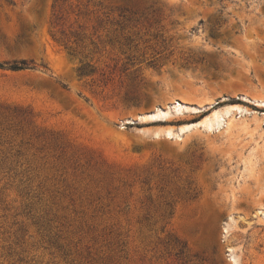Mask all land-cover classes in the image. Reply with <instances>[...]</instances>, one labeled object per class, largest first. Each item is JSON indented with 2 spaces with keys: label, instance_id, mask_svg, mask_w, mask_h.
<instances>
[{
  "label": "rangeland",
  "instance_id": "rangeland-1",
  "mask_svg": "<svg viewBox=\"0 0 264 264\" xmlns=\"http://www.w3.org/2000/svg\"><path fill=\"white\" fill-rule=\"evenodd\" d=\"M21 62L0 264H264V0H0Z\"/></svg>",
  "mask_w": 264,
  "mask_h": 264
},
{
  "label": "bare ground",
  "instance_id": "bare-ground-1",
  "mask_svg": "<svg viewBox=\"0 0 264 264\" xmlns=\"http://www.w3.org/2000/svg\"><path fill=\"white\" fill-rule=\"evenodd\" d=\"M246 101H250L257 105L258 107L264 108V100L261 99H255V100H249L247 97L243 98ZM214 106V105H213ZM172 108L176 111L177 117H182L184 116L185 113H192V114H197L202 112V108H188L184 107V105H181L180 103L178 104L176 101L172 103H168L166 105L165 110H162L161 107H156V109L152 112L153 114L148 116V117H142L144 121H152V122H163L169 120L171 117V110ZM219 115L218 111H215L211 117L208 120H205L203 124H206L210 119H215Z\"/></svg>",
  "mask_w": 264,
  "mask_h": 264
},
{
  "label": "trees",
  "instance_id": "trees-1",
  "mask_svg": "<svg viewBox=\"0 0 264 264\" xmlns=\"http://www.w3.org/2000/svg\"><path fill=\"white\" fill-rule=\"evenodd\" d=\"M8 69L12 72H21L28 69L26 62L21 63H10L8 65L0 63V70Z\"/></svg>",
  "mask_w": 264,
  "mask_h": 264
},
{
  "label": "water",
  "instance_id": "water-1",
  "mask_svg": "<svg viewBox=\"0 0 264 264\" xmlns=\"http://www.w3.org/2000/svg\"><path fill=\"white\" fill-rule=\"evenodd\" d=\"M135 121H133L132 123H134ZM126 125H130L129 123H126ZM119 127H125L124 123L123 122H120L119 123Z\"/></svg>",
  "mask_w": 264,
  "mask_h": 264
}]
</instances>
